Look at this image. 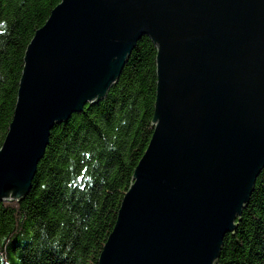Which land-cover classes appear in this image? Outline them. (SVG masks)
I'll return each instance as SVG.
<instances>
[{"label":"water","instance_id":"95a60500","mask_svg":"<svg viewBox=\"0 0 264 264\" xmlns=\"http://www.w3.org/2000/svg\"><path fill=\"white\" fill-rule=\"evenodd\" d=\"M156 49L148 146L97 264H217L264 169V0H60L26 47L0 202L30 192L55 125Z\"/></svg>","mask_w":264,"mask_h":264},{"label":"trees","instance_id":"16d2710c","mask_svg":"<svg viewBox=\"0 0 264 264\" xmlns=\"http://www.w3.org/2000/svg\"><path fill=\"white\" fill-rule=\"evenodd\" d=\"M60 0H0V147L26 47ZM156 49L143 37L98 104L55 125L31 190L0 202V264H97L152 135ZM217 264H264V169Z\"/></svg>","mask_w":264,"mask_h":264},{"label":"rangeland","instance_id":"374dc122","mask_svg":"<svg viewBox=\"0 0 264 264\" xmlns=\"http://www.w3.org/2000/svg\"><path fill=\"white\" fill-rule=\"evenodd\" d=\"M38 166V165H37ZM34 179V178H33ZM33 182V181H32ZM256 182V181H255ZM254 186H255V184H254ZM253 189H254V187H253ZM252 193H253V191H252ZM252 195V194H251ZM251 197V196H250ZM249 202H250V198H249ZM249 202H248V205H249ZM247 205V206H248ZM247 206L243 209V211H242V214H243V212H244V210L247 208ZM242 214H241V217H242ZM241 217L239 218V220H238V218H237V224L240 222V220H241Z\"/></svg>","mask_w":264,"mask_h":264},{"label":"bare ground","instance_id":"6f19581e","mask_svg":"<svg viewBox=\"0 0 264 264\" xmlns=\"http://www.w3.org/2000/svg\"><path fill=\"white\" fill-rule=\"evenodd\" d=\"M118 80H119V79H118ZM115 83H116V82H115ZM115 83H114V84H115ZM114 84H113V85H114ZM113 85H112V86H113ZM112 86H111V87H112Z\"/></svg>","mask_w":264,"mask_h":264}]
</instances>
